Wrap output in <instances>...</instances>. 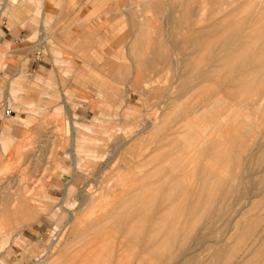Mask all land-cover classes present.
Segmentation results:
<instances>
[{
    "label": "rangeland",
    "instance_id": "obj_1",
    "mask_svg": "<svg viewBox=\"0 0 264 264\" xmlns=\"http://www.w3.org/2000/svg\"><path fill=\"white\" fill-rule=\"evenodd\" d=\"M124 1L131 27L120 55H110L119 76L104 81L94 108L66 91L68 106L83 113L45 121L49 130L60 122L68 136L72 126L74 139L50 131L43 166L30 134L0 171V264H264V67L256 69L264 62V0H191L187 22L175 0ZM216 9L232 19L222 22V52L200 54L203 47L189 44L209 35ZM11 16L23 18L22 6L0 0V26ZM148 41L153 53L138 54ZM241 48L248 52L236 54ZM36 90L31 83L29 94ZM110 180L118 184L98 210L113 211L110 219L90 212L83 222L97 225L55 240L64 208L82 204L85 189L97 199Z\"/></svg>",
    "mask_w": 264,
    "mask_h": 264
},
{
    "label": "crops",
    "instance_id": "obj_2",
    "mask_svg": "<svg viewBox=\"0 0 264 264\" xmlns=\"http://www.w3.org/2000/svg\"><path fill=\"white\" fill-rule=\"evenodd\" d=\"M5 1L6 5L20 4L23 18L15 19L11 16L0 26V171L3 172L15 162L17 152L24 146L30 134L32 137L37 136L39 162L45 165V149L51 137L49 134L57 133L58 130L62 134L64 130L67 135V127L60 122H56L49 130L51 126L47 128L45 124L47 117L54 115L61 119L64 111L65 117L71 120L74 117L73 113L84 111L77 108L74 110L68 106L64 96L66 91L73 94L81 93L88 103L87 107H95L97 92L104 96V81L119 76L121 65L110 55L113 54L115 57L120 55L125 45V30L131 27L132 22V16L129 19L126 14L124 0H29V2L16 0V3L14 0ZM175 1L181 8L179 14L182 20L189 21L193 15L191 0ZM204 1L206 3L208 0ZM216 4L217 9L221 8V1ZM37 7L39 8L36 9ZM217 9L214 14L217 16L215 21L204 29L209 35L200 43L197 41L189 44L193 47H203L202 52H205L200 51V54L222 52V31H225L222 22L232 19L223 18ZM168 20L173 21V18ZM153 46L154 42L143 43V48L138 50V54L144 55L150 51L153 53ZM38 49H41L44 55L41 61L34 62L33 56ZM237 50L236 54L248 52L245 48ZM57 54L65 55L63 57L67 62H63L62 56ZM97 55H100L101 61L98 60ZM240 58L242 60L243 57ZM261 63L263 65L256 69L264 67V62ZM65 71H70L69 78L63 77ZM31 83H36L37 86L33 94L28 92ZM30 104L33 105L32 109L37 111L36 113H31ZM86 114L87 112L83 117H89V114L87 116ZM31 117L35 119L37 127L31 124ZM70 123L72 124V121ZM68 133L69 136L66 137L74 139L72 126L68 128ZM56 144L61 149V136ZM105 165L108 166L109 163ZM109 192L112 193V190L103 193L101 201ZM114 193H120L119 189H115ZM70 194H72L70 189L64 191V195ZM118 195L120 197V194ZM87 204L90 205L88 210L91 203ZM95 208L94 216L89 219H98L99 215L109 218L110 213L113 212L107 209L98 213L100 204ZM29 212L30 210H27L25 213ZM15 213L17 215L24 212L19 208ZM97 223L99 222L90 224L83 222L82 227L72 234V238L77 237L78 230L86 231L89 225H97ZM26 246L28 250L34 244L27 242ZM66 251L67 249L63 250L61 255Z\"/></svg>",
    "mask_w": 264,
    "mask_h": 264
},
{
    "label": "bare ground",
    "instance_id": "obj_3",
    "mask_svg": "<svg viewBox=\"0 0 264 264\" xmlns=\"http://www.w3.org/2000/svg\"><path fill=\"white\" fill-rule=\"evenodd\" d=\"M229 4V3H228ZM227 42L226 41H224L223 42V46H225V45H227L226 44ZM235 51H237V50H235ZM263 77H264V75H263ZM168 115V114H167ZM166 115V116H167ZM170 115V114H169ZM169 117V116H168ZM165 119V120H164ZM166 120H167V118L165 117V118H163V123H165L166 122ZM148 123V122H147ZM59 132V131H58ZM209 140V139H208ZM211 143H213V142H211ZM218 143V142H217ZM207 144V143H206ZM205 144V145H206ZM209 145V143L207 144V146ZM225 145V144H224ZM206 147V146H205ZM224 147V146H223ZM229 147H231L230 145H229ZM234 148V147H233ZM209 149V148H208ZM232 149V148H231ZM215 150V149H214ZM221 150V149H220ZM231 152V151H230ZM220 153V152H219ZM219 153H217V154H219ZM215 155V154H214ZM214 155H213V157H214ZM220 155V154H219ZM218 155V156H219ZM218 156H216V158L218 157ZM215 158V159H216ZM221 159H222V157H221ZM111 162V161H110ZM59 167V166H58ZM205 170V169H204ZM118 173V172H117ZM118 178H120V179H118V182H120L121 180H122V176L120 175ZM71 181V180H70ZM68 182V183H72L73 181H71V182ZM118 182H116V183H114V180H110V182L107 184V186H106V188L104 189V190H102V191H100V193H99V195H100V197L99 198H97V199H94L93 197H91V196H89V193H88V191L85 189V192L83 191V194H82V197H83V203L82 204H77V205H75L73 208H71L70 207V209H67V208H64L65 209V211H64V213L66 212L67 213V217H66V220L64 221H62V225L59 227V228H57L56 229V231H55V236H54V238H57V239H55V240H58V237H59V233H64V231L67 229V234H68V237H70V236H72V234L77 230V229H79L80 227H79V225L80 224H82L83 223V219H84V217H86L85 215L86 214H88V213H90V212H94L93 210H92V208H95L98 204H101V200L102 199H100L101 198V196L103 195V193L105 192V191H109V190H111L112 188V186H117V184H118ZM113 183H114V185H113ZM65 189H64V191L65 190H67V189H70V186H65L64 187ZM204 188V187H203ZM116 189H118V187L116 188ZM201 189H202V187H201ZM72 190V189H71ZM82 190H84V188L82 189ZM104 191V192H103ZM70 193H72L71 191H70ZM141 193V192H140ZM201 196V195H200ZM200 198V197H199ZM81 201V200H80ZM88 202H90L91 203V207L87 210V209H85V210H83V206H85L86 205V203H88ZM154 203V202H153ZM255 204V203H254ZM116 205H117V203H116ZM154 205V204H153ZM200 205V204H199ZM206 205V204H205ZM124 207V206H123ZM58 209V208H57ZM96 209V208H95ZM206 209V208H205ZM70 210H72V212L70 211ZM193 211V210H192ZM219 211V210H218ZM124 212V211H123ZM189 212H190V210H189ZM203 212V211H202ZM194 213H195V211H194ZM199 213V212H198ZM202 214V213H201ZM55 215V214H54ZM120 215H121V213H120ZM206 215V214H205ZM117 216H118V214H117ZM100 217H98V219H99ZM110 219V218H109ZM188 219V218H187ZM193 222V221H192ZM201 222V221H200ZM125 223V222H124ZM175 224H177L176 222H175ZM190 224V223H189ZM158 226V225H157ZM161 226V225H160ZM180 226V225H179ZM178 226V227H179ZM187 226V225H186ZM56 228V227H55ZM109 228V227H108ZM157 228V227H156ZM187 228V227H186ZM195 228V227H194ZM54 229V228H53ZM102 229V228H101ZM104 229V228H103ZM175 229V228H174ZM174 229H172V230H174ZM179 229V228H178ZM178 229L176 230V231H178ZM107 230V229H106ZM122 230H124V229H122ZM171 230V231H172ZM180 230V229H179ZM195 230V229H194ZM110 231V230H109ZM143 232V231H142ZM167 232H169V231H167ZM178 232H180V231H178ZM177 232V233H178ZM107 233V232H106ZM158 233V232H157ZM159 233H161V231H159ZM176 233V232H175ZM176 233V234H177ZM139 234V233H138ZM155 234V233H154ZM170 234V233H169ZM181 234V233H180ZM82 235V234H81ZM80 235V236H81ZM103 235H105V234H103ZM109 235V234H108ZM111 235V234H110ZM137 235V234H136ZM143 235V234H142ZM175 235V234H174ZM186 235V234H185ZM184 235V236H185ZM102 236V235H101ZM129 236V235H128ZM133 236V235H132ZM104 237V236H103ZM125 237V236H124ZM136 237H138V236H136ZM159 237V236H158ZM157 237V238H158ZM165 237V236H164ZM175 237V236H174ZM187 237V236H186ZM102 238V237H101ZM108 238V237H107ZM150 238V237H149ZM152 238H153V236H152ZM184 238V237H183ZM189 238V237H188ZM127 239V238H126ZM137 239V238H136ZM140 239V238H139ZM163 239V238H162ZM166 239V238H165ZM174 239V238H173ZM176 239V238H175ZM54 240V241H55ZM101 240V239H100ZM168 240V239H167ZM105 241V240H104ZM130 241V240H129ZM150 241V240H149ZM155 241V240H154ZM165 241V240H164ZM169 241V240H168ZM188 241V240H187ZM124 242V241H123ZM136 242V241H135ZM134 242V243H135ZM147 242V241H146ZM189 242V241H188ZM98 243V242H97ZM96 243V244H97ZM152 243H154V242H152ZM161 242H159V244H160ZM167 243V242H166ZM172 243V242H171ZM181 243V242H180ZM95 244V245H96ZM126 244V243H125ZM125 244H123V245H125ZM128 244V243H127ZM164 244V243H163ZM102 245H104V244H102ZM122 245V244H121ZM167 245V244H166ZM85 247H86V244L84 245ZM159 246V245H158ZM172 246V245H171ZM183 246H184V244H183ZM188 246V245H187ZM94 247V246H93ZM110 247V246H109ZM157 247V246H156ZM160 247V246H159ZM186 247V246H185ZM88 248V247H87ZM91 248V247H90ZM102 248V247H101ZM117 248V247H116ZM129 248H131V247H129ZM182 248V247H181ZM142 249V248H141ZM155 249V248H154ZM180 249V248H179ZM84 250H89V249H84ZM96 250V249H95ZM176 250V249H175ZM105 251H107V250H105ZM116 251V250H115ZM151 251H153V249L151 250ZM155 251V250H154ZM172 251V250H171ZM180 251H181V249H180ZM95 252V251H94ZM118 252V251H117ZM119 252L120 253H118V254H120V255H122L121 257H120V259H122V261H123V258L125 259V255L124 254H126V249H125V246H123V248H122V246H121V250H119ZM147 252V251H146ZM160 252H162V251H160ZM174 252V251H173ZM83 253H85V251L83 252ZM109 253V252H108ZM116 253V252H115ZM148 253V252H147ZM171 253V252H170ZM176 253H177V251H176ZM179 253V252H178ZM194 253V252H193ZM48 254H49V252H48ZM76 254V253H75ZM100 254V253H99ZM102 254V253H101ZM149 254H151V253H149ZM43 255V254H42ZM41 255V256H42ZM81 255V253L80 252H78L77 251V256H80ZM83 255V254H82ZM171 255H174V254H171ZM194 255V254H193ZM192 255V256H193ZM41 256L39 257L40 258V260H42L41 259ZM94 256V255H93ZM92 256V257H93ZM176 256V255H175ZM174 256V257H175ZM43 257V260L47 257H44V256H42ZM81 257H83V256H81ZM80 257V258H81ZM144 257V256H143ZM173 257V258H174ZM79 258V259H80ZM162 258V257H161ZM145 259V258H144ZM179 259V258H178ZM39 260V259H38ZM42 260V261H43ZM150 260V259H149ZM184 260V259H183ZM89 261V260H88ZM140 261V260H139ZM40 262V261H39ZM141 262V261H140ZM144 262V261H143ZM148 261H146V263H147ZM120 263H121V261H120ZM78 264H87V262H85V261H80V263H78ZM125 264V263H124ZM149 264V263H148Z\"/></svg>",
    "mask_w": 264,
    "mask_h": 264
},
{
    "label": "built area",
    "instance_id": "obj_4",
    "mask_svg": "<svg viewBox=\"0 0 264 264\" xmlns=\"http://www.w3.org/2000/svg\"><path fill=\"white\" fill-rule=\"evenodd\" d=\"M43 55H44V52L41 49L36 50L35 53H34V56H33L34 62L41 61Z\"/></svg>",
    "mask_w": 264,
    "mask_h": 264
}]
</instances>
